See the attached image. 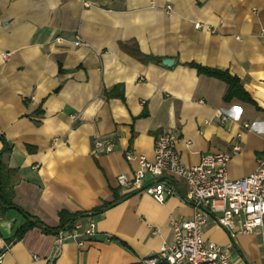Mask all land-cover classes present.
<instances>
[{"label": "crops", "instance_id": "crops-1", "mask_svg": "<svg viewBox=\"0 0 264 264\" xmlns=\"http://www.w3.org/2000/svg\"><path fill=\"white\" fill-rule=\"evenodd\" d=\"M189 63L237 77L253 103L225 101L227 84ZM166 130L186 167L235 143L230 179L264 159V0H0V175L12 204L0 205V264H139L155 255L172 237L170 221L194 212L187 185L177 181L158 202L144 191L150 176L136 189L117 177L139 167L126 151L152 159ZM95 137L112 138V150L92 155ZM61 212L79 227L58 251L56 233L40 226L9 242L25 214L56 228ZM203 238L235 264H264L258 232L231 237L212 215Z\"/></svg>", "mask_w": 264, "mask_h": 264}, {"label": "built area", "instance_id": "built-area-1", "mask_svg": "<svg viewBox=\"0 0 264 264\" xmlns=\"http://www.w3.org/2000/svg\"><path fill=\"white\" fill-rule=\"evenodd\" d=\"M75 44L80 45L81 42L76 40ZM216 116L221 122L227 119L223 110H217ZM239 136L237 134L236 138ZM153 143L152 159L125 152L126 158L136 159L139 167L131 177L119 175V185L124 189L140 188L143 179L150 176L152 182L144 187V191L163 202L166 196L174 193V184L183 180L187 185L184 199L193 204L194 212L188 219L171 220V239L162 242L155 255L141 258L139 264H235L228 250L204 239L203 232L213 215L217 225L231 237L237 233L255 232L264 236V159L254 171L235 180L227 175V162L231 154L240 150L237 143L231 146L230 152L208 154L192 167L181 163L173 131L161 132ZM111 144L112 138L95 137L92 155L110 152ZM78 227L75 224L70 230H58L54 243L57 251L63 240L77 237ZM95 230L94 223L89 222L82 234L90 237ZM78 244L81 245L82 241ZM33 259L38 260L37 256ZM38 261L39 264H52L50 260Z\"/></svg>", "mask_w": 264, "mask_h": 264}, {"label": "trees", "instance_id": "trees-1", "mask_svg": "<svg viewBox=\"0 0 264 264\" xmlns=\"http://www.w3.org/2000/svg\"><path fill=\"white\" fill-rule=\"evenodd\" d=\"M189 66L194 67L198 73H201V74L204 73L205 75L217 78V80L220 79V80L224 81L227 84V90H226L225 95H224L225 101L230 100L231 98L235 97V98H238L244 102L253 103L251 98L248 97V94L242 88V86L239 82V79L235 76H232V74L230 75L227 71L207 68V67L201 66L199 64H195V63H189ZM108 94L112 95L113 93L109 92ZM144 114H145V112L143 111L140 114V116H142ZM4 150L5 151L8 150V147L4 148ZM0 170H1V168H0ZM110 204H111V201L105 202L103 205L106 206V205H110ZM0 205L3 208L6 206L12 205L10 200L8 198H6L5 194L3 193V183H2L1 175H0ZM25 217L27 218V222L24 225H22L17 232H15L16 234L13 236V238H11L9 240V242L21 238L22 235L27 230H29L35 226L42 227L43 232H45V233H57L58 230H70L74 226V222H75V219H74L75 216H70V215L68 216L65 212L60 213L61 222H60L59 226L56 228H47V227L43 226V224L39 220L33 219L29 215L25 214ZM3 251H4V249L0 250V255L3 253Z\"/></svg>", "mask_w": 264, "mask_h": 264}, {"label": "water", "instance_id": "water-1", "mask_svg": "<svg viewBox=\"0 0 264 264\" xmlns=\"http://www.w3.org/2000/svg\"><path fill=\"white\" fill-rule=\"evenodd\" d=\"M162 64L166 66H171L173 64V59L171 58H164L162 59Z\"/></svg>", "mask_w": 264, "mask_h": 264}, {"label": "snow or ice", "instance_id": "snow-or-ice-1", "mask_svg": "<svg viewBox=\"0 0 264 264\" xmlns=\"http://www.w3.org/2000/svg\"><path fill=\"white\" fill-rule=\"evenodd\" d=\"M239 111V109H237Z\"/></svg>", "mask_w": 264, "mask_h": 264}]
</instances>
